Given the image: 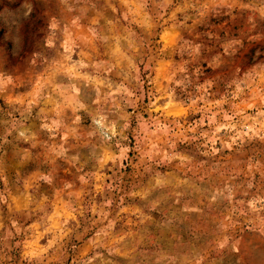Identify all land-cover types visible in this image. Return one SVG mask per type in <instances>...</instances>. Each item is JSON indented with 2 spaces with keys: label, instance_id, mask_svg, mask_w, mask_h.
<instances>
[{
  "label": "rangeland",
  "instance_id": "obj_1",
  "mask_svg": "<svg viewBox=\"0 0 264 264\" xmlns=\"http://www.w3.org/2000/svg\"><path fill=\"white\" fill-rule=\"evenodd\" d=\"M0 264H264V0H0Z\"/></svg>",
  "mask_w": 264,
  "mask_h": 264
}]
</instances>
